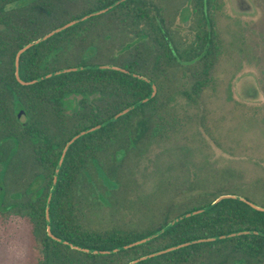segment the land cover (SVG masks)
Returning a JSON list of instances; mask_svg holds the SVG:
<instances>
[{"label":"trees","instance_id":"1","mask_svg":"<svg viewBox=\"0 0 264 264\" xmlns=\"http://www.w3.org/2000/svg\"><path fill=\"white\" fill-rule=\"evenodd\" d=\"M89 1L81 3L83 9L76 14H69V10L75 11L71 0H0V218L14 215L29 225L36 244L35 264H129L188 243L193 244L137 264H264V236L238 235L194 243L241 232L264 234V212L235 199L184 219L142 245L102 254L146 239L223 195L238 196L232 187L234 172L223 171L187 206L170 202L144 227L101 229L90 225L83 209L103 208L123 196L126 161L141 154L165 131V107L158 94L79 138L60 167L48 211L51 233L98 254L73 250L48 236L47 201L67 143L152 94L149 83L112 70L66 73L31 86L17 81L16 56L23 47L119 0ZM194 16L192 39L175 43L158 6L151 0H127L28 49L19 58V78L29 82L63 69L102 64L97 49L109 40L106 32L113 31L123 40L109 62L148 78L158 90L169 73L192 69L194 83L190 91L182 93L191 99L206 86L217 54L213 22L210 15L205 16L204 0H194ZM93 31L98 32L97 37L90 35ZM73 95L81 100L73 114H66L65 101Z\"/></svg>","mask_w":264,"mask_h":264},{"label":"rangeland","instance_id":"2","mask_svg":"<svg viewBox=\"0 0 264 264\" xmlns=\"http://www.w3.org/2000/svg\"><path fill=\"white\" fill-rule=\"evenodd\" d=\"M151 1L175 43L192 39L194 0ZM241 1L207 0L217 50L208 82L191 99L182 93L194 83L192 69L179 68L161 82L156 95L165 107L166 129L141 156L126 161L123 196L103 208L83 209L94 228L144 227L170 202L187 206L223 171L234 172L232 187L239 197L264 207V0H244L248 12ZM85 2L90 1L71 0L75 11L69 14ZM106 34L109 40L97 49L99 65L118 67L109 61L122 35ZM80 100L78 95L67 98L66 114H73ZM19 118L24 121L22 114ZM35 246L27 223L14 215L0 218V264H35Z\"/></svg>","mask_w":264,"mask_h":264},{"label":"water","instance_id":"3","mask_svg":"<svg viewBox=\"0 0 264 264\" xmlns=\"http://www.w3.org/2000/svg\"><path fill=\"white\" fill-rule=\"evenodd\" d=\"M127 0H119V1H116L115 3H113L112 5H110L108 8L106 9H103V10H100V11H97V12H94V13H90L84 17H81L79 19H76V20H73L57 29H55L54 31L48 33L47 35H45L44 37L38 39L37 41H34L28 45H26L25 47H23L18 53H17V56H16V62H15V75H16V79L17 81L23 85V86H31V85H34L36 83H39L43 80H46V79H49L51 77H54V76H58V75H61V74H66V73H72V72H79V71H84V70H112V71H119V72H123L127 75H130L131 77L135 78V79H138V80H142V81H145L147 83H149L152 87V94L144 99L143 101L137 103L136 105H133L127 109H125L124 111L120 112L119 114H117L116 116H114L113 118L109 119L108 121H106L105 123L101 124V125H98L94 128H91V129H88L86 131H83L81 133H79L78 135H76L75 137H73L68 143L67 145L65 146L63 152H62V155H61V158L59 160V163H58V166L56 168V172H55V175H54V179H53V184H52V188H51V191H50V194H49V197H48V201H47V208H46V220H47V233H48V236L53 239L54 241H57L59 243H63V244H66L68 245L71 249L73 250H77V251H81V252H85V253H94V254H98V252H92V251H88V250H83L81 248H78L74 245H70V244H67V242H64L62 240H59L57 239L56 237H54L51 233V230H50V219H49V206H50V202H51V198L55 192V189H56V184H57V179H58V173H59V170H60V167L63 163V160L65 158V155L69 149V147L75 142L77 141L79 138L89 134V133H92V132H95V131H98L100 130L101 128L107 126L109 123L111 122H114L116 121L118 118L128 114L129 112L133 111L134 109L138 108L139 106H141L142 104H145L147 103L149 100L153 99L155 96H156V93H157V87L156 85L150 81L149 79L145 78V77H142L140 75H136V74H132L128 71H126L125 69L123 68H120V67H115V66H109V65H104V66H100V65H95V66H89V67H73V68H68V69H63L61 71H58V72H55V73H52L50 75H47V76H44V77H41L39 79H36V80H33V81H29V82H25V81H22L20 78H19V74H18V68H19V58L20 56L26 52L28 49L46 41L47 39L51 38L52 36H54L55 34H58L60 32H63L64 30L76 25V24H79L81 22H84L92 17H96V16H100V15H103L105 13H107L108 11L114 9L115 7H117L119 4L125 2ZM240 6H244L242 11L244 12H248L250 10V6L248 5V3L244 0H242L240 2ZM204 13H205V16L208 17V10H207V0H204ZM183 64H189V63H183ZM227 199H235V200H240L246 204H248L251 208L257 210V211H261V212H264V207H259L257 205H255L254 203L246 200L245 198H242V197H239V196H236V195H223L221 197H219L217 200H215L212 205L208 206V207H205L203 209H200V210H196V211H193V212H190V213H186L176 219H174L171 223H169L166 227H164L163 229H161L159 232L155 233L154 235L146 238V239H143L141 241H138V242H135V243H132V244H129L123 248H120V249H116V250H113V251H107V252H102L103 255H109V254H114V253H117L121 250H127V249H130V248H133L135 246H138V245H142L148 241H151L155 238H157L158 236L162 235L163 233H165L167 230H169L172 226H174L175 224L181 222L182 220L184 219H187L189 217H192V216H195V215H198V214H201L203 212H206L208 210H210L212 207H214L216 204L220 203L221 201L223 200H227ZM249 234H255V235H260V236H264V234L262 233H259V232H241V233H237V234H233V235H226V236H221L219 238H213V239H207V240H199V241H196L194 243H202V242H211V241H216V240H224V239H228V238H232L234 236H238V235H249ZM190 244H193V243H188V244H184V245H180V246H176V247H172L170 249H167L165 251H162V252H159V253H156V254H152L150 256H146V257H142V258H139L135 261H132L131 263L129 264H137L139 262H142V261H145L147 259H150L152 257H156L158 255H161V254H164V253H167V252H171V251H174V250H177V249H180L182 247H186Z\"/></svg>","mask_w":264,"mask_h":264}]
</instances>
